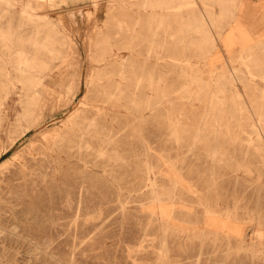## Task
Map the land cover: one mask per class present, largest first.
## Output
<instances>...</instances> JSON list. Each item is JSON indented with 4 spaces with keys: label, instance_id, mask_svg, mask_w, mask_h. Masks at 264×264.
<instances>
[{
    "label": "rangeland",
    "instance_id": "obj_1",
    "mask_svg": "<svg viewBox=\"0 0 264 264\" xmlns=\"http://www.w3.org/2000/svg\"><path fill=\"white\" fill-rule=\"evenodd\" d=\"M7 1L0 264H264V42L236 48V30L224 33L233 14L223 12L238 1ZM41 14L80 77L71 68L67 86L53 83L67 100L26 130L15 60L22 42L45 36ZM202 20L211 40L199 46ZM98 35L126 76L99 112Z\"/></svg>",
    "mask_w": 264,
    "mask_h": 264
},
{
    "label": "bare ground",
    "instance_id": "obj_2",
    "mask_svg": "<svg viewBox=\"0 0 264 264\" xmlns=\"http://www.w3.org/2000/svg\"><path fill=\"white\" fill-rule=\"evenodd\" d=\"M7 1V0H6ZM98 1V0H97ZM166 1L167 0H162ZM189 1V0H188ZM226 1V0H225ZM9 2V1H7ZM44 1H42L43 4ZM46 2V1H45ZM51 2V1H50ZM151 2V1H150ZM180 2V1H179ZM182 2V1H181ZM184 2V1H183ZM219 2V0H218ZM224 2V1H223ZM223 2L220 3L223 4ZM63 3V2H62ZM178 3V1H177ZM2 4V3H1ZM10 4V3H9ZM12 4V3H11ZM46 4V3H45ZM53 4V3H52ZM167 4V3H166ZM19 5V4H18ZM24 5V4H23ZM169 5V4H168ZM41 6V5H40ZM164 6V5H163ZM162 6V7H163ZM171 6V5H170ZM169 6V7H170ZM54 7V6H53ZM161 7V6H160ZM166 7V6H165ZM164 7V8H165ZM168 7V8H169ZM180 7V6H179ZM8 8V4H7ZM181 8V7H180ZM182 9V8H181ZM180 9V11H181ZM49 10V9H48ZM32 13L34 10H31ZM45 11V10H44ZM8 12L7 10L5 13ZM41 12V11H40ZM47 12V11H46ZM179 12V11H178ZM22 13V12H21ZM31 14V12L29 13ZM36 14V13H35ZM198 15V14H197ZM34 16V15H32ZM32 16L25 15L23 16V19L26 20H32ZM39 18V27H44L46 29V34L44 37L39 38V36L34 37L32 40L29 39L27 41L22 42V46L24 48H20V51L18 52L17 58L15 60L16 62V80L21 84V93L22 96H20V107L22 110V113L20 115L19 120L23 119L26 121V130H30L35 127L34 124V115L38 111L45 110L54 100L58 99V102H65L67 100V96H62L57 94V87H52V85H55L53 83H59V88H64L67 86V78L69 75V70L71 68L75 69V76L76 79L79 80L80 77V61L77 60L75 62H72L70 59V56H64L61 55V50L58 48L59 41L56 40L55 34L56 29L53 23L50 19H48L46 16H43L41 14ZM61 18H63L61 16ZM166 19V18H165ZM205 20V19H204ZM202 20V24L198 26V33L201 34V41L200 45H205L208 42H210L209 38V31L207 29V24L205 21ZM200 22V23H201ZM76 23V22H75ZM79 27V26H78ZM21 28V27H20ZM104 28V27H103ZM102 28V29H103ZM19 29V28H18ZM9 30V29H8ZM116 30V28L114 29ZM117 31V30H116ZM211 31V30H210ZM115 32V31H113ZM112 32V33H113ZM119 32V31H118ZM117 32V33H118ZM75 33V32H74ZM116 33V34H117ZM60 34V33H59ZM122 34V32H121ZM120 34V35H121ZM91 35V34H90ZM13 34L11 32H3L0 31V50L5 47V49H11L14 47L15 41L13 39ZM92 38L96 39L95 33H92ZM98 40L101 48L100 52L95 58V62L98 66L102 67V70L98 72L97 77L100 80V90L99 95L97 97L98 104H95L96 106L94 108L97 109V111H109L111 109L117 99H118V89L121 87V85L126 81L125 76V70L124 68H120L118 66H115V60L114 57L116 55L115 50L113 49L112 42L109 39V36L107 35H98ZM221 41V40H220ZM124 42V41H123ZM27 43H30V45L33 47L32 55L28 56L25 45ZM121 43V42H120ZM89 44V43H88ZM129 46V45H128ZM242 46V45H241ZM79 47V46H78ZM249 48V46H248ZM90 51V50H89ZM9 55V54H8ZM5 56L6 52L4 49L0 52V87L2 88L5 86L6 81L9 80V72L7 70V64L5 63ZM82 56V55H81ZM127 56V55H126ZM9 58V57H8ZM91 59V58H90ZM126 60V59H125ZM125 62V61H124ZM90 63V61H89ZM179 63V62H178ZM91 66V65H90ZM123 66V65H122ZM145 68V67H143ZM11 70V68H10ZM15 70V71H16ZM133 70V69H132ZM137 70V69H136ZM144 71V70H143ZM234 74V73H233ZM14 77V76H13ZM260 77V76H259ZM142 78V77H141ZM236 79V78H235ZM90 80V79H89ZM151 80V79H150ZM228 80V79H227ZM226 80V81H227ZM222 81V80H221ZM225 81V82H226ZM220 82V81H219ZM152 83V82H151ZM216 84V83H215ZM218 84V83H217ZM126 85V84H125ZM138 85V84H137ZM139 86V85H138ZM137 87V86H136ZM150 87V86H149ZM213 87V86H212ZM94 88V87H93ZM127 88V87H126ZM128 89V88H127ZM212 89V88H211ZM59 90V89H58ZM138 90V89H137ZM264 90V89H263ZM182 91V90H181ZM8 92V91H7ZM94 92V91H93ZM163 92V91H162ZM211 92V91H210ZM4 93V92H3ZM20 93V94H21ZM69 93H71L72 96H75L77 93V88L70 87ZM136 93V92H135ZM180 93V92H179ZM221 94V92L219 91ZM218 93V94H219ZM223 94V92H222ZM8 95V94H7ZM6 95V98H7ZM97 95V93H96ZM121 95V94H120ZM162 95V94H161ZM4 96V95H3ZM147 96V95H146ZM212 97V95L210 94ZM215 96V95H214ZM151 97V95H150ZM129 98V97H128ZM147 99V98H146ZM217 100V99H216ZM72 101V100H71ZM83 101V100H82ZM134 102V101H133ZM82 103V102H81ZM84 103V102H83ZM133 104V103H132ZM140 105V104H139ZM146 105V104H145ZM82 106V104H81ZM80 108V107H79ZM148 108V107H147ZM79 111V110H78ZM5 113V112H4ZM3 113V114H4ZM76 114V112H75ZM74 114V115H75ZM112 116V115H111ZM19 117V116H18ZM73 117V116H72ZM113 117V116H112ZM120 117V116H119ZM37 119V118H36ZM78 119V118H77ZM138 119V118H137ZM69 120V119H68ZM117 120V119H116ZM122 120V119H121ZM19 122V121H18ZM118 122V121H117ZM19 124V123H18ZM259 124V123H258ZM89 127L93 125L92 123H89ZM87 125V126H88ZM218 125V124H217ZM21 126V124H20ZM86 125H84L83 128H78L75 131L74 134L77 135L80 138H83V132L84 129L87 128ZM18 127V126H17ZM219 128V127H218ZM257 128V126H256ZM116 129V128H115ZM258 129V128H257ZM259 131V129H258ZM36 140V139H35ZM92 140V139H91ZM113 140V139H112ZM61 142V141H60ZM91 142V141H90ZM101 142V141H100ZM196 142V141H195ZM217 142V140H216ZM44 143V142H43ZM47 143V142H46ZM83 143V139H80L78 144L80 145ZM92 143V142H91ZM86 144V143H85ZM88 144V143H87ZM94 144V143H93ZM111 144V143H110ZM51 145V144H50ZM104 145V144H103ZM102 145V146H103ZM42 146V145H41ZM44 146V145H43ZM47 146V145H46ZM109 146V145H108ZM98 147V146H97ZM99 148V147H98ZM89 149V148H87ZM107 150V149H105ZM78 152V151H77ZM80 152V151H79ZM105 152V151H104ZM191 152V151H190ZM103 154V153H102ZM101 154V155H102ZM98 155V154H97ZM100 155V156H101ZM216 155V154H215ZM17 158V157H16ZM96 161V160H95ZM94 161V162H95ZM15 164V161L14 163ZM20 164V163H19ZM13 166V165H12ZM11 169V168H10ZM8 170V169H7ZM14 172V171H13ZM19 172V171H17ZM15 172V173H17ZM19 174V173H18ZM21 174V173H20ZM13 175V174H12ZM15 175V174H14ZM17 177V176H16ZM7 179V178H6ZM9 179V178H8ZM7 179V180H8ZM150 181V179H149ZM153 182V181H152ZM155 182V181H154ZM153 182V183H154ZM156 186V185H155ZM175 186V185H174ZM177 186V185H176ZM8 187V186H7ZM10 187V186H9ZM150 187V186H149ZM1 188V187H0ZM12 189V188H11ZM152 190V189H151ZM2 189H0V192ZM8 191V190H7ZM154 191V189H153ZM152 192V191H151ZM156 192V191H155ZM154 192V194H155ZM175 192V191H174ZM1 194V193H0ZM153 196V194H152ZM152 199V198H151ZM155 199V198H154ZM153 201V200H151ZM159 201V200H158ZM174 201V199H173ZM161 204V203H160ZM164 204V203H163ZM166 204V203H165ZM1 202H0V209H1ZM149 205V204H148ZM174 206V205H173ZM208 206V205H207ZM4 207V206H3ZM8 208V207H7ZM11 208V207H10ZM153 208V207H151ZM209 208V207H207ZM4 209V208H3ZM160 209V208H159ZM158 209V210H159ZM5 210V209H4ZM13 210V209H12ZM11 210V211H12ZM149 210V209H148ZM152 210V209H151ZM157 210V211H158ZM174 210V209H173ZM208 210V209H207ZM2 211V210H1ZM10 211V210H9ZM8 211V212H9ZM146 211V210H145ZM153 211V210H152ZM172 211V210H171ZM12 213V212H11ZM152 213V212H151ZM7 214V213H6ZM13 214V213H12ZM156 214V213H155ZM231 214V213H230ZM208 215V214H207ZM175 216V215H174ZM221 217V216H220ZM7 218V217H6ZM171 218V217H170ZM11 219V218H10ZM209 219V218H208ZM5 220V219H4ZM171 220V219H170ZM210 220V219H209ZM174 221V220H173ZM237 221V220H236ZM7 223V222H6ZM176 223H179L176 221ZM3 224V223H2ZM10 224V223H9ZM15 225V224H14ZM167 226V224H166ZM186 227V226H185ZM184 228V227H183ZM229 228V227H228ZM236 228V227H235ZM0 226V230H3ZM230 229V228H229ZM237 230V229H236ZM7 231V230H6ZM5 231V232H6ZM217 231V230H216ZM230 231V230H229ZM226 232V231H225ZM229 233V232H228ZM227 234V233H225ZM233 234V233H232ZM230 238V237H229ZM163 251V250H162ZM161 251V253H162Z\"/></svg>",
    "mask_w": 264,
    "mask_h": 264
},
{
    "label": "crops",
    "instance_id": "obj_3",
    "mask_svg": "<svg viewBox=\"0 0 264 264\" xmlns=\"http://www.w3.org/2000/svg\"><path fill=\"white\" fill-rule=\"evenodd\" d=\"M237 1L239 4L236 10L231 6H227L225 12H223L233 14L227 21L230 25H225L224 33L236 30L234 33L236 48L242 44L264 42V0ZM227 5H230V3Z\"/></svg>",
    "mask_w": 264,
    "mask_h": 264
}]
</instances>
